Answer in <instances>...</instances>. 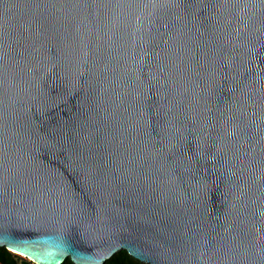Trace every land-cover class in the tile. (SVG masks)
I'll return each instance as SVG.
<instances>
[{
	"label": "water",
	"instance_id": "obj_1",
	"mask_svg": "<svg viewBox=\"0 0 264 264\" xmlns=\"http://www.w3.org/2000/svg\"><path fill=\"white\" fill-rule=\"evenodd\" d=\"M0 230L264 264V0H0Z\"/></svg>",
	"mask_w": 264,
	"mask_h": 264
},
{
	"label": "clouds",
	"instance_id": "obj_2",
	"mask_svg": "<svg viewBox=\"0 0 264 264\" xmlns=\"http://www.w3.org/2000/svg\"><path fill=\"white\" fill-rule=\"evenodd\" d=\"M35 233L36 235L33 236L13 237L11 232L0 230V234L6 236L8 240L20 241L14 249L16 254L30 256L31 252H25V247H31L39 253L38 256L33 257L36 264H63L66 258H71L73 264H103V260L107 258L103 254L85 252L75 247L62 230H55L48 234ZM2 246L8 248L9 244L5 242Z\"/></svg>",
	"mask_w": 264,
	"mask_h": 264
},
{
	"label": "trees",
	"instance_id": "obj_3",
	"mask_svg": "<svg viewBox=\"0 0 264 264\" xmlns=\"http://www.w3.org/2000/svg\"><path fill=\"white\" fill-rule=\"evenodd\" d=\"M23 256V255H22ZM25 257V256H24ZM0 264H36L32 260L24 259L20 255L5 247H0ZM63 264H73L71 258H67ZM106 264H147L132 256L126 249L120 250L106 261Z\"/></svg>",
	"mask_w": 264,
	"mask_h": 264
},
{
	"label": "rangeland",
	"instance_id": "obj_4",
	"mask_svg": "<svg viewBox=\"0 0 264 264\" xmlns=\"http://www.w3.org/2000/svg\"><path fill=\"white\" fill-rule=\"evenodd\" d=\"M22 258H24V259H29V258H27V257H24V256H22V255H20ZM30 260V259H29ZM144 263H146V262H144ZM148 264V263H147Z\"/></svg>",
	"mask_w": 264,
	"mask_h": 264
},
{
	"label": "bare ground",
	"instance_id": "obj_5",
	"mask_svg": "<svg viewBox=\"0 0 264 264\" xmlns=\"http://www.w3.org/2000/svg\"><path fill=\"white\" fill-rule=\"evenodd\" d=\"M22 255V254H21ZM28 258V257H27Z\"/></svg>",
	"mask_w": 264,
	"mask_h": 264
}]
</instances>
